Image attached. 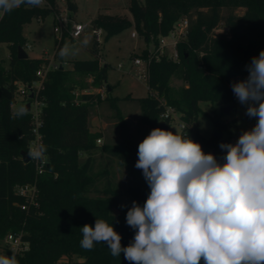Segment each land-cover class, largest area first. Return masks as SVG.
Here are the masks:
<instances>
[{
  "label": "trees",
  "instance_id": "1",
  "mask_svg": "<svg viewBox=\"0 0 264 264\" xmlns=\"http://www.w3.org/2000/svg\"><path fill=\"white\" fill-rule=\"evenodd\" d=\"M66 5L72 11L76 9L72 0H66ZM127 7L132 20L120 14L99 13L91 19V25L94 29L100 28L104 38L133 27L135 33L153 46L151 52H143L148 71L145 97H101L99 93L83 92L75 98L73 90L84 89L86 85L74 80L72 72L92 75L95 88L106 84L105 66L99 65L95 36L91 48L93 58L76 61L69 70L56 66L47 71L43 80L37 71L43 63L47 64V59L17 58L18 46L24 49L26 46L22 26L32 17L58 13L57 0H44V7L21 5L10 13L0 11V43L9 52L8 64L4 66L0 62V242L7 234H19L28 241V249L16 257L17 264H57L66 260L130 264L123 253L113 257L103 242L96 243L90 251L80 246V228L85 224L94 226L96 219L112 222L122 236V246H128L135 230L126 224V212L133 200L142 206L150 192L142 170L135 167L133 152H138L139 144L127 134L122 121L118 103L123 100L137 103L141 121L150 131L159 128V116L165 105L172 106L182 119L181 135L199 142L205 153L214 151L218 159L225 154L220 143H232L223 138L222 132L234 125V120L215 117L208 138L193 125L200 102L218 104L223 111L226 106L233 108L238 101L231 84L247 78L245 66L264 50V0H128ZM236 9L243 12L237 14ZM180 19L187 21V28L185 37L177 42L178 60L174 61L158 53L159 38L166 36ZM69 25L56 41L57 57ZM174 77H179L183 85L172 86ZM33 82L41 83L36 96L42 103L38 132L47 147L41 174L36 172L34 160L24 163L21 157V152H26L35 138L34 120L27 111L16 115L11 111L16 83L27 87ZM107 87L111 86L107 84ZM3 88L11 94L10 99L4 97ZM27 100L30 102L33 98L28 95ZM102 101H108L121 119L122 138L117 143L98 146L95 138L99 134L92 133L88 126L89 107ZM165 122L168 124L169 119ZM95 149L129 167L131 180L124 190L128 197L126 203H120L117 189L108 185L102 191L96 188L98 177L107 176V171L93 172L91 154ZM82 154L86 155L84 160H80ZM25 184L36 188L31 200L15 191L17 186ZM121 205L127 207L122 209Z\"/></svg>",
  "mask_w": 264,
  "mask_h": 264
},
{
  "label": "clouds",
  "instance_id": "2",
  "mask_svg": "<svg viewBox=\"0 0 264 264\" xmlns=\"http://www.w3.org/2000/svg\"><path fill=\"white\" fill-rule=\"evenodd\" d=\"M44 0H0V11ZM86 35L64 44L61 59L79 54L91 43ZM246 79L231 84L245 115L256 118L235 143H220L219 160L188 135L154 128L138 145L137 169L150 188L141 206L133 200L126 224L135 230L122 246L113 223L96 219L82 226L80 246L107 245L113 257L130 264H264V50L245 66ZM21 107L19 114H24ZM45 144L26 151L30 160L46 159ZM127 205H121L125 208ZM0 264H17L0 255Z\"/></svg>",
  "mask_w": 264,
  "mask_h": 264
},
{
  "label": "rangeland",
  "instance_id": "3",
  "mask_svg": "<svg viewBox=\"0 0 264 264\" xmlns=\"http://www.w3.org/2000/svg\"><path fill=\"white\" fill-rule=\"evenodd\" d=\"M57 1L60 7L58 13L62 17H65L70 22L69 24L72 21H76L87 25V29L76 39H72L69 33L68 35L65 34L63 46L66 43L74 44L81 41L86 35L91 36L92 39L87 47H81L79 54L61 59V57L55 56V44L60 37V32L54 31L55 22L53 20V13L32 17L29 22L22 26L21 35L25 40V44L29 46V49H24L28 57H41L48 60L46 65L43 63L40 67V69H44L43 79H45L47 71L54 69L55 66L69 70L68 68L71 69L74 62L93 58L91 48L94 42V28L91 25V19L97 14H120L132 20V14L127 7L128 0H72L76 5L74 11L69 10L70 7L66 5V0ZM139 1L143 2V0ZM40 6L44 7V3ZM235 12L241 14L243 9H236ZM223 13H225V10H223ZM70 16L72 19H70ZM133 32H135L133 27H128L108 38H104V33L102 32L98 43V52L99 65L105 66L106 84L101 88H95L92 75L72 72L71 76L74 80L83 82L86 85L84 89L76 87L73 90L75 98L83 92L97 93L103 87L105 88L103 96L121 98L130 95L131 97L138 98L148 95L146 77L138 78V76L142 71L146 73L143 52H151L153 46L150 43L147 44L137 33H135V36H132ZM171 40L170 35L164 37L166 43H169ZM172 51L173 47L169 45L159 46L158 48L159 54L170 55ZM134 57L140 58L141 65L133 64ZM8 58L9 52L6 45L0 43L1 64L6 66ZM107 84L111 86L110 91H107ZM171 85L179 87L183 85V81L179 77H174ZM17 87L26 90V84L16 85L14 102L11 104L12 113L15 115L19 114V109L21 107L25 109L26 104H29V110L25 111L33 116L32 110L35 108V101L29 102L27 100L29 93L21 94L17 90ZM118 104L123 115L122 121L126 126L127 134L135 143L139 144L150 133L148 126L141 121L139 106L131 99L123 100ZM199 106L200 111L197 114L193 128L206 138L211 135L215 117H220L223 120H234V125L222 132L223 138L230 140L232 143H235L244 131L250 130L256 123V118H249L245 115L247 105H241L239 101L235 103V106L228 114L224 113L218 104L200 102ZM89 111V130L96 135L99 134V137L96 136L95 138L96 145L101 146L104 143L111 145L121 140V119L115 115L108 101L93 103L89 107ZM181 122L180 114L175 112L168 122L171 131L181 135L182 129L179 126ZM98 139L100 140L99 142ZM91 156L94 159V173H99L105 169L107 171V176L98 177L96 188L102 191L108 185L112 189H117L119 191L118 198L120 203H126L128 197L124 190L131 180L129 167L119 164L116 158L101 152L99 149L93 150ZM85 157L86 155L82 154L80 160H84ZM91 194L95 193L92 192ZM98 194L103 195L102 192ZM0 255H6V252L0 251Z\"/></svg>",
  "mask_w": 264,
  "mask_h": 264
},
{
  "label": "built area",
  "instance_id": "4",
  "mask_svg": "<svg viewBox=\"0 0 264 264\" xmlns=\"http://www.w3.org/2000/svg\"><path fill=\"white\" fill-rule=\"evenodd\" d=\"M53 20L55 22L54 25V31L57 32L59 31L60 33L62 32L63 28L70 23L65 17H62V15L60 13H55ZM186 28H187V21L185 19H180L173 27V29L166 35H170L171 37V41L169 43H166L164 41V37L166 36H161L159 38V46L163 47L164 45H169L173 47V51L171 52L170 55L165 54L168 58L177 61L178 60V54L176 51V45L178 40H180L181 38L185 37L186 34ZM87 29V25L80 23V22H76V21H72L71 24L68 27V33L70 35V37L72 39H76L78 38L82 32L84 30ZM135 32L132 33V36H135ZM94 36L96 37L97 42L99 43V39L102 36V30L100 28H95L94 29ZM25 49H29V46L26 45ZM133 64L135 65H141V60L140 58H133ZM56 67V66H55ZM145 70L146 73L140 72L138 78H143L146 77L147 79V67L145 64ZM37 75L43 79L44 77V69H39L37 71ZM22 83H16V85H20ZM41 86V83L39 82H33L30 86L26 87V90L24 88L21 87H17V90L21 92V94L24 93H32L33 94V100L35 101L36 105L35 108H33L32 113H33V120H34V127H33V133L35 134V138L31 141L30 146L33 144H37V143H41V135H39L38 132V127L41 125V121L38 120V115H39V109L41 111V106L42 103L39 102L36 99L39 87ZM104 87L103 89H99V91L97 93H99L101 96H103V92H104ZM175 109L172 106L169 105H165L164 107V111L160 114V120L161 121H165L166 119H171L172 115L175 113ZM180 128H183V123H180ZM100 140L98 139V142ZM35 162V169L36 172L38 174H41L44 171L45 168V164H46V159L44 160H34ZM16 193L26 197L27 199H32L35 196L36 193V188L34 185H30V184H25V185H19L16 187L15 189ZM22 209L25 208V205L21 206ZM28 241L23 240L21 235H12V234H7L5 235L1 242H0V251H5L6 252V256L9 257H16L19 256L20 254H22L25 250L28 249ZM57 264H86L83 263L81 261H75L72 262L70 260H66L63 263H57Z\"/></svg>",
  "mask_w": 264,
  "mask_h": 264
},
{
  "label": "water",
  "instance_id": "5",
  "mask_svg": "<svg viewBox=\"0 0 264 264\" xmlns=\"http://www.w3.org/2000/svg\"><path fill=\"white\" fill-rule=\"evenodd\" d=\"M27 57H28V55L25 52L24 48L21 47V46H18V48H17V58H19V59H25ZM110 90H111L110 87H107V91H110ZM2 91H3L4 97H6L7 99H10L11 98V94L8 92V90H6L5 88H3ZM29 98H33V94L32 93L29 94ZM231 109H232V106H226V107L223 108V111H224V113L228 114ZM25 110H29V104H26ZM158 126L161 129H165V130L171 131L169 125L165 121H159L158 122ZM211 153L216 156V154H215L214 151H211ZM133 156H134V158L137 161V159H138L137 151H134L133 152ZM21 157H22V160H23L24 163H27L30 160V158L27 156V153L24 152V151L21 152ZM217 159H218V157H217Z\"/></svg>",
  "mask_w": 264,
  "mask_h": 264
},
{
  "label": "crops",
  "instance_id": "6",
  "mask_svg": "<svg viewBox=\"0 0 264 264\" xmlns=\"http://www.w3.org/2000/svg\"><path fill=\"white\" fill-rule=\"evenodd\" d=\"M69 10H70V8H69ZM71 19H72V17H70Z\"/></svg>",
  "mask_w": 264,
  "mask_h": 264
}]
</instances>
